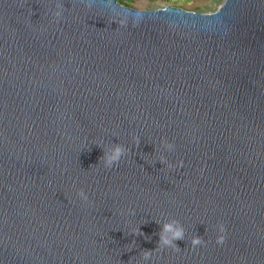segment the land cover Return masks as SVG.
Wrapping results in <instances>:
<instances>
[{"label": "water", "instance_id": "1", "mask_svg": "<svg viewBox=\"0 0 264 264\" xmlns=\"http://www.w3.org/2000/svg\"><path fill=\"white\" fill-rule=\"evenodd\" d=\"M88 2L0 0V264H264V0Z\"/></svg>", "mask_w": 264, "mask_h": 264}, {"label": "clouds", "instance_id": "2", "mask_svg": "<svg viewBox=\"0 0 264 264\" xmlns=\"http://www.w3.org/2000/svg\"><path fill=\"white\" fill-rule=\"evenodd\" d=\"M88 7H91V0H89ZM54 17L57 19V22H59V18L63 15V6L61 4L56 5V10L53 12ZM162 141H164L167 144V147L169 150H173L175 148V145L173 142L167 141V138H162ZM140 143L139 137L136 138V145L138 146ZM130 151V149L126 148L125 146L117 143L112 150L105 151L103 157L101 158L104 161L105 167L112 169L113 167H116L121 162L122 158H124L127 153ZM160 163L165 164L168 168H183V161H178L176 163H171L167 159V157H161ZM77 196L82 199L83 201L87 202L89 197L87 193L84 192L83 189H80L77 192ZM135 214L134 212L132 213ZM178 222L168 223L165 224L163 229L161 230L158 235L160 236V240L158 242V246L156 248H173L174 250H180V247L177 245L178 240H184L185 239V230L182 226H177ZM132 234H135L136 236H143L144 233L141 231L140 227L137 228L135 232ZM170 234V235H169ZM146 239H151L150 237H145ZM227 239V227L225 224L220 223L218 226V235L216 239V243L218 245H223L226 242ZM135 243V240L132 242ZM191 246L193 249L202 246L205 244V241L200 236H194L192 237ZM153 250H142V258L144 261L148 262L151 260V253Z\"/></svg>", "mask_w": 264, "mask_h": 264}, {"label": "rangeland", "instance_id": "3", "mask_svg": "<svg viewBox=\"0 0 264 264\" xmlns=\"http://www.w3.org/2000/svg\"><path fill=\"white\" fill-rule=\"evenodd\" d=\"M223 1L224 0H123L122 5L136 10H156L166 6H173L186 11L213 13L219 9Z\"/></svg>", "mask_w": 264, "mask_h": 264}, {"label": "trees", "instance_id": "4", "mask_svg": "<svg viewBox=\"0 0 264 264\" xmlns=\"http://www.w3.org/2000/svg\"><path fill=\"white\" fill-rule=\"evenodd\" d=\"M118 2H120L122 4L123 0H117ZM131 1V0H130Z\"/></svg>", "mask_w": 264, "mask_h": 264}]
</instances>
